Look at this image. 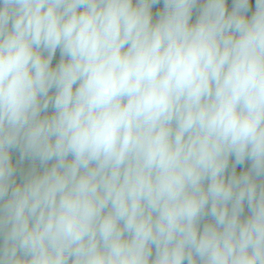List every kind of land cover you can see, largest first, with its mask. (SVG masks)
<instances>
[{
    "label": "clouds",
    "instance_id": "1",
    "mask_svg": "<svg viewBox=\"0 0 264 264\" xmlns=\"http://www.w3.org/2000/svg\"><path fill=\"white\" fill-rule=\"evenodd\" d=\"M0 264H264V0H0Z\"/></svg>",
    "mask_w": 264,
    "mask_h": 264
},
{
    "label": "trees",
    "instance_id": "2",
    "mask_svg": "<svg viewBox=\"0 0 264 264\" xmlns=\"http://www.w3.org/2000/svg\"><path fill=\"white\" fill-rule=\"evenodd\" d=\"M253 5H254V0H253ZM159 7H162V4L157 6V8H159ZM154 11H155V9H154ZM194 18H195V15H194Z\"/></svg>",
    "mask_w": 264,
    "mask_h": 264
},
{
    "label": "rangeland",
    "instance_id": "3",
    "mask_svg": "<svg viewBox=\"0 0 264 264\" xmlns=\"http://www.w3.org/2000/svg\"><path fill=\"white\" fill-rule=\"evenodd\" d=\"M18 155V154H17Z\"/></svg>",
    "mask_w": 264,
    "mask_h": 264
}]
</instances>
